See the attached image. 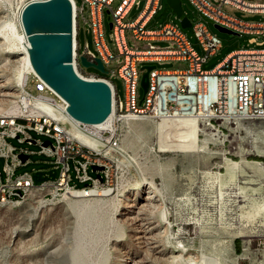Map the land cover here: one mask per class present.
Returning a JSON list of instances; mask_svg holds the SVG:
<instances>
[{
    "label": "rangeland",
    "instance_id": "obj_1",
    "mask_svg": "<svg viewBox=\"0 0 264 264\" xmlns=\"http://www.w3.org/2000/svg\"><path fill=\"white\" fill-rule=\"evenodd\" d=\"M18 1L0 0V68L5 81L15 90L11 100H0V116L19 113L20 90L15 86V66L10 55L18 51L20 45L15 9ZM75 1L78 5L81 3V0ZM138 1V7H133L124 21H132L137 16L145 0ZM181 1L184 16L193 18L195 9L187 0ZM118 2L116 0L112 8ZM161 6L147 27L174 20L166 0H161ZM222 8L239 19H264V14L245 12L230 5ZM111 19L110 12L105 9L103 23L107 39ZM5 20L12 21L16 33L10 29L1 30ZM209 27L219 36L221 47L203 63V69H210L232 50L255 46L248 42V34L222 33L212 22ZM184 32L200 51L191 27L184 28ZM85 40H90V36L81 33L80 44ZM90 46L93 49L92 43ZM183 65V62L171 61L158 67ZM107 68L116 69L117 64L112 61ZM83 70L97 72L92 66L83 67ZM111 81L122 98L123 81L116 75L111 76ZM26 89L37 94L30 80ZM139 96L142 97V91ZM13 107L15 111L11 112ZM143 121L144 129L136 132L130 131L123 122L115 124L120 150L109 166V185L86 188L109 189V194L80 197L71 190L45 188L32 190L20 198L0 199V264H255L263 261L264 215L256 216L249 223L244 221L243 215L249 211L252 198L257 202L264 199V167L256 165L250 170L229 166L226 161L264 158V120L237 122L228 130H222L221 126L206 128L201 123L164 121L166 126L162 132L156 130V124L161 121L149 118ZM193 128L197 129L194 140L190 136ZM28 133L36 142L7 139L16 151L23 148L30 154L28 161L15 169L14 175L29 172L36 185L56 179L59 166L52 157L40 153L41 146L37 142L48 139L47 136L35 130H28ZM3 164L4 159L0 158L1 180H4ZM69 164L71 184L81 189L85 183L74 179L72 162ZM89 172L96 174L92 170ZM258 189L260 197L253 194ZM147 190L154 198L147 209L158 224L160 245L174 256L180 254L181 258L146 263L147 244L135 238L132 225L121 217L126 200L136 197L137 193L144 195ZM244 194L249 197L248 204L235 202ZM240 204L248 205L243 213ZM243 229L247 234L240 236L239 231ZM79 249L81 258L77 259Z\"/></svg>",
    "mask_w": 264,
    "mask_h": 264
},
{
    "label": "built area",
    "instance_id": "obj_2",
    "mask_svg": "<svg viewBox=\"0 0 264 264\" xmlns=\"http://www.w3.org/2000/svg\"><path fill=\"white\" fill-rule=\"evenodd\" d=\"M30 1L15 2L16 12ZM72 3V66L75 73L85 80H100L108 84L112 98V120L103 128L92 124L71 120L66 110H59V97L34 72L26 74L22 89V100L18 103L19 113L0 117V158L4 159L0 177L1 200L20 198L32 190L51 188L52 191L79 190L74 179L85 183L81 189L99 185H109V166L119 147V133L116 123L123 122L126 116H136L158 120L160 118L187 121L195 119L206 128L229 129L232 124L242 121L264 120V19L247 21L229 15L223 5H230L245 12L264 14V1L250 0H187L195 9L191 29L195 36L198 51L184 28L180 25L182 15L156 27H147L161 0H145L143 7L132 21H124L138 0H81ZM11 3L9 4V6ZM110 12L108 24L110 33L105 35L103 12ZM209 22L232 29L239 34H248L251 48L235 49L227 53L210 69L202 65L221 47L219 36L212 32ZM81 33L90 36L80 44ZM109 41V42H108ZM129 41L131 42L129 44ZM93 45V49L90 46ZM83 55L90 62L98 58L104 71L85 72L80 62ZM114 61L116 69L107 68ZM180 61L184 65L174 68L158 67ZM154 64L148 73V89L139 102L141 91L140 66ZM123 81L124 95L121 98L111 76ZM31 81L37 94L26 89ZM53 110H52V109ZM59 112L61 115H58ZM28 130L47 136L48 145L39 142L40 153L52 157L59 174L54 180H44L36 185L29 172L14 175L15 169L23 162L19 154H27L26 149L15 147L8 138L32 142ZM93 141H89V138ZM35 141V140H34ZM45 141V140H44ZM36 142V141H35ZM102 169L90 174L92 166ZM99 173L100 178L97 176ZM255 264H264L259 261Z\"/></svg>",
    "mask_w": 264,
    "mask_h": 264
},
{
    "label": "water",
    "instance_id": "obj_3",
    "mask_svg": "<svg viewBox=\"0 0 264 264\" xmlns=\"http://www.w3.org/2000/svg\"><path fill=\"white\" fill-rule=\"evenodd\" d=\"M166 3L177 18L182 15L181 0H166ZM20 23L28 41L27 55L33 72L65 101L67 114L85 124L103 122L112 111L111 90L103 81L82 79L73 69L71 1H30L20 12ZM180 25L187 28L191 22L188 17L183 16ZM213 27L222 33L239 34L217 23ZM80 62L84 67L92 66L104 71L98 58L95 62H90L81 55ZM154 67V64L140 66L142 96L148 89V73ZM141 101L142 97L139 102ZM48 144V140L43 141V145ZM19 158L24 163L28 155L21 153ZM101 169V166H92V171ZM97 176L100 178L99 173Z\"/></svg>",
    "mask_w": 264,
    "mask_h": 264
},
{
    "label": "bare ground",
    "instance_id": "obj_4",
    "mask_svg": "<svg viewBox=\"0 0 264 264\" xmlns=\"http://www.w3.org/2000/svg\"><path fill=\"white\" fill-rule=\"evenodd\" d=\"M0 18L2 16L0 15ZM17 21L20 29V33H17V39L19 40V50L18 51H12L10 52V55L12 57L11 63L15 66V74H16V84L17 90H20L19 92V99L17 100L18 103L22 100V89L25 82L26 74L29 72H33V69L29 63L28 55H27V48H28V41L26 39V35L24 34L22 30V26L20 23V11H18L17 14ZM1 20V19H0ZM4 29H10V31L15 32V29L13 27V23L10 20H5L1 25V30ZM16 36V35H15ZM6 38V37H5ZM18 54L20 56H18ZM17 55V56H15ZM15 56V57H14ZM18 94V93H17ZM15 96V90L13 87L9 86L8 83L5 81L4 74L2 69L0 68V100H6L9 101ZM58 107L59 110H66V103L62 98H58ZM52 109V108H51ZM53 110V109H52ZM15 111V107L11 109V112ZM58 115H61L59 112L56 111ZM113 112L111 111L110 115L101 123L92 124L96 128H103L106 125H108L112 120ZM5 117V116H0ZM65 117L75 120L71 118L68 114L65 115ZM163 120V121H162ZM161 121L160 123L156 124V130L158 132H162L163 129L166 126V123L164 121H170V122H182L184 124H191V123H197L195 119H190L187 121H181L176 119H165L160 118L156 120V122ZM124 125L132 132L136 131H142L144 129L145 122L143 121V118L136 117V116H126L123 119ZM195 124V125H196ZM194 129V128H193ZM197 129H194L192 132H190L191 138L195 139V132ZM89 141H93L92 138H89ZM229 166L230 165H238L240 168H247L252 170L254 166L260 165L264 167V163L259 160H241V161H234V160H227L226 161ZM109 189L104 190H95V189H79L72 192L75 196H87V195H107L109 194ZM254 195L261 196V190H256L253 193ZM260 194V195H259ZM263 198V197H262ZM260 199V202L255 201L256 199L252 198V202L249 205L250 209L247 212H244V221L245 222H252L253 218L256 216H263L264 215V199ZM154 202L153 195L150 194V191H145L144 195H138L132 198L127 199L126 202L122 206V212L121 217L127 221L129 224L132 225V231L135 234V238L139 241H143L147 244L146 250H149L148 256L145 260L146 263L151 262L154 260H161L163 262H167L168 259H174L181 258V255H175L173 252L168 251L166 248L161 247L160 242L158 240V224L155 223V221L152 219V216L148 213L147 206L151 205ZM235 202L247 203L249 201V197L247 195H243L241 198L236 200ZM248 205L240 204L239 208L242 210L245 209ZM246 229V228H244ZM240 230V236H245L246 230ZM160 233V232H159ZM141 245V244H140ZM80 249L77 251L76 258L80 259L81 255L79 254ZM144 252V251H143ZM147 254V253H146ZM167 255V256H166ZM165 256V257H164ZM130 259V258H129ZM142 260V259H141ZM135 261V260H134ZM144 261V259H143ZM158 262V261H157ZM134 263V262H133ZM138 264V263H137ZM141 264V263H139Z\"/></svg>",
    "mask_w": 264,
    "mask_h": 264
},
{
    "label": "trees",
    "instance_id": "obj_5",
    "mask_svg": "<svg viewBox=\"0 0 264 264\" xmlns=\"http://www.w3.org/2000/svg\"><path fill=\"white\" fill-rule=\"evenodd\" d=\"M254 159H255V160H259V161L264 162V158H258V157H256V158H254ZM84 185H85V184H84ZM84 185H83V186H84ZM83 186H82V187H83Z\"/></svg>",
    "mask_w": 264,
    "mask_h": 264
}]
</instances>
